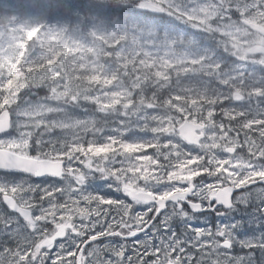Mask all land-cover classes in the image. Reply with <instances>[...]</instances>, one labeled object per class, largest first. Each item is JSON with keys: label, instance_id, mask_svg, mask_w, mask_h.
<instances>
[{"label": "snow or ice", "instance_id": "obj_1", "mask_svg": "<svg viewBox=\"0 0 264 264\" xmlns=\"http://www.w3.org/2000/svg\"><path fill=\"white\" fill-rule=\"evenodd\" d=\"M0 13V264H264V0ZM131 144L151 147L86 151ZM187 161L190 180L167 179Z\"/></svg>", "mask_w": 264, "mask_h": 264}, {"label": "rangeland", "instance_id": "obj_2", "mask_svg": "<svg viewBox=\"0 0 264 264\" xmlns=\"http://www.w3.org/2000/svg\"><path fill=\"white\" fill-rule=\"evenodd\" d=\"M6 24H7L6 19H0V25L6 26ZM15 79H16V77L14 76L13 81H9V84L7 86H12L14 84ZM117 148L119 150H121L123 153H127V154L143 152L146 150V149L145 150L144 149H142V150L133 149L132 151H125L124 149L122 150V148L119 145L116 148H114L111 145H101V146H99V148H96V149L93 148L92 146H89V148L86 151L91 153L94 156H103V155H106L108 153L116 151ZM136 160H137L136 167L129 169V172L133 176L139 175L141 178H150L153 180L157 179V176H156L157 170L153 167V165L156 163L155 161L149 160L147 157H136ZM188 172H190V171H188ZM194 174H190L188 176V173L181 175L180 173L174 172V173L170 174L169 177H167V179L177 180V181L190 180L191 176ZM90 189H96L97 193L102 195V196L107 194V193H111L114 191L113 189L107 187L104 180H100V179H93L91 181ZM130 189H134L136 191L146 192L143 189H136L134 187V182H132V186L130 187ZM172 193H174V192L163 193L161 196L155 197V198H164V197H166ZM121 195H126V194L121 193ZM109 198L114 199L115 197L113 196V197H109ZM212 215H215V213H213ZM208 219L210 221V217ZM192 223H196V221L193 220ZM257 235H258L257 233H253V234H250V236L248 238L252 239V238H255Z\"/></svg>", "mask_w": 264, "mask_h": 264}, {"label": "trees", "instance_id": "obj_3", "mask_svg": "<svg viewBox=\"0 0 264 264\" xmlns=\"http://www.w3.org/2000/svg\"><path fill=\"white\" fill-rule=\"evenodd\" d=\"M0 19H5L4 14L0 13ZM101 146V145H99ZM99 146H92L93 148H99ZM122 150L124 149L125 151H132L133 149L135 150H142V149H147L148 147H151V145H138V144H131V145H119ZM149 160H152L151 158L147 157ZM192 163V161H187L184 164L180 165L177 167V170L175 172L180 173L181 175H184L188 173V176L190 174H194L193 172H188V166ZM187 176V177H188Z\"/></svg>", "mask_w": 264, "mask_h": 264}, {"label": "water", "instance_id": "obj_4", "mask_svg": "<svg viewBox=\"0 0 264 264\" xmlns=\"http://www.w3.org/2000/svg\"><path fill=\"white\" fill-rule=\"evenodd\" d=\"M185 131L187 132V129H185ZM51 166L52 167H56V163L55 162H51ZM131 191H133L136 195L142 197V198H145V199H153L154 197L150 194V193H147V192H142V191H135L134 189H130ZM180 193L179 192H176V193H172L164 198H158L157 200H164V199H169V198H173L174 196H177L179 195ZM129 199H131V197H128Z\"/></svg>", "mask_w": 264, "mask_h": 264}]
</instances>
